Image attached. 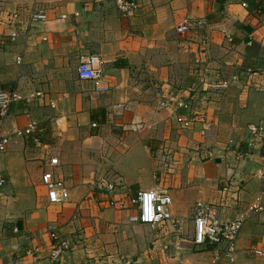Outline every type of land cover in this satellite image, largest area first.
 Wrapping results in <instances>:
<instances>
[{"label":"crops","instance_id":"0c3cea01","mask_svg":"<svg viewBox=\"0 0 264 264\" xmlns=\"http://www.w3.org/2000/svg\"><path fill=\"white\" fill-rule=\"evenodd\" d=\"M109 1H72L71 11L47 15L50 21L38 25L28 40L0 50V91H16L26 98L34 91L46 92L41 103L13 105L6 122V129L14 131L33 121L39 136L12 138L0 154L4 181L0 264H54L49 227L72 238H65L70 249L58 264H84L87 258L96 264H120L125 258L145 262L149 239L144 238L143 225L130 222L135 211H118L94 195L89 185L94 174L117 173L126 197L139 190L166 191L177 224L170 229L181 227L183 232L173 239H190L184 249L193 248L192 211L197 202L212 205L216 217L227 222L259 195L255 174L264 170V134L253 135L248 127L264 124V0H220L221 9L216 0H135L138 9L130 18L117 11L114 0ZM110 5L118 14L115 18ZM30 11L9 6V13L26 18ZM63 14L65 22L59 20ZM197 21H203L202 26H196ZM185 23L192 30L177 32ZM42 35L47 41H41ZM64 46L97 47L90 55L103 61L110 84L107 93H96L92 83L78 81L76 70V81L70 87L64 83L60 58ZM193 53L203 63L198 71L191 69H196ZM14 55L23 56L21 66L15 64ZM145 68L153 70L151 80H133V71ZM228 69L232 74L225 79ZM176 70L177 76L179 72L186 76L179 83L170 75ZM209 81L230 88H220L217 96L201 89L193 92L194 85ZM50 98L56 102L54 110L47 106ZM178 100L190 103L198 114L196 121L173 110ZM161 103L169 106L162 108ZM92 110L104 116V124L90 121ZM52 118L62 119L61 127ZM203 122L211 128L200 137ZM72 131L80 133L81 142L72 138L57 158L58 176L68 187L69 200L50 205L40 182L49 159L46 139ZM75 143L83 148L79 153L83 157H73L69 147ZM158 243L152 242L151 249L155 251ZM256 245H264V218L258 215L250 216L242 229L235 264L248 262L245 253ZM199 252L210 256L206 260L211 264L214 248Z\"/></svg>","mask_w":264,"mask_h":264},{"label":"built area","instance_id":"2783aa9c","mask_svg":"<svg viewBox=\"0 0 264 264\" xmlns=\"http://www.w3.org/2000/svg\"><path fill=\"white\" fill-rule=\"evenodd\" d=\"M114 2L117 11L125 18L133 17L138 9L135 0H114ZM74 16L78 17V14H74ZM6 17L0 22V44L10 43L13 45L20 39L28 40L34 35L38 25L42 26L50 21L46 12L42 9H32L26 18L27 20H22L23 18L17 12L10 13ZM59 20L65 22L67 15L59 16ZM195 24L198 27L202 26L203 21H197ZM191 30V25L185 23L178 26L177 32L184 33ZM225 40L230 44L233 43L231 36H226ZM41 41H47L46 35H42ZM14 62L17 66H21L23 63L22 55H17ZM193 64L197 69L203 63L198 57H195ZM246 72L251 76H256V73L251 69H247ZM76 79L80 82L92 83L96 93H107L110 90V84L103 71V61L98 55H88L80 58L76 68ZM227 86V83L219 84V88L225 89ZM33 100H39L40 103L45 101L46 92L34 91L26 98L16 91H0V154L6 152L12 138L35 140L38 127L33 121L14 131H9L5 127L13 105ZM172 105L173 110L186 112L189 115L190 122L198 119L197 112L193 110L189 102L178 100ZM47 106L52 110L56 109L55 100L48 99ZM160 106L167 108L169 105L168 103H161ZM52 122L58 127L63 124V120L57 118H52ZM92 127L95 128L96 124H92ZM210 128V123L203 122L200 136L205 137ZM248 129L253 135L264 134V124L252 125ZM44 168L40 182L45 192L46 201L50 205L61 206L69 200V190L65 181L58 176L60 162L57 158L51 157L44 164ZM256 176L260 185L259 195L252 198L245 209L239 212L236 218L231 221L221 222L216 217L212 205L208 203L197 202L193 207L192 245L197 251H205L209 247H213L215 250L213 264H235L240 257V252L237 249L238 237L247 219L256 215L264 218V171H258ZM3 185L4 181L1 179L0 198L4 196L2 192ZM90 185L93 194L103 199L109 207H114L118 211H135V216L130 218L131 223L151 227L165 224H171L174 227L177 225L172 218V198L164 190H139L134 195L126 197L121 192L122 185L119 180L102 177L92 180ZM48 235L52 242L50 257L52 260L57 261L67 253L70 244L64 235L54 227L48 228ZM245 255L252 260L262 261L261 264H264V245L250 247ZM120 264L139 263L136 260L125 258Z\"/></svg>","mask_w":264,"mask_h":264},{"label":"rangeland","instance_id":"374dc122","mask_svg":"<svg viewBox=\"0 0 264 264\" xmlns=\"http://www.w3.org/2000/svg\"><path fill=\"white\" fill-rule=\"evenodd\" d=\"M72 1H76V0H0V18H1L0 22L6 17V16H4L5 14H7V16L10 14L9 13L10 4L14 5V8L17 6L18 7L20 6L21 8L27 7V9H29V10H30V8L32 10V8L34 6H36V7H39L41 9L45 10L47 12V15H49V16H57L63 11H68V12L71 11L72 10L71 9ZM109 2L112 3L113 0H110ZM113 6L110 5V8H111L110 15H112V17L115 18L118 16V14L116 13ZM5 9H7V10H5ZM112 9L114 12L112 11ZM21 17L23 18L22 20H25V18H26L25 15H24V17H23V15ZM6 19H7V17L5 18V20ZM177 29H178V27H177ZM184 33H187V32H184ZM201 39L202 38H200L198 36L197 41H199ZM21 42L22 41L20 39L19 41H17L13 45H16L18 43L16 45V46H18L21 44ZM10 45H11L10 43L0 44V50L7 47V46H10ZM197 45H199V44H197ZM64 47L65 48H63V50L60 52V58L62 59V63H63L62 77H63L64 83L65 84L68 83L69 84L68 87H70L72 82L76 81L75 70L77 68V65H78L80 58L83 55H90L92 53H96L95 50L92 51L91 49H97V47L91 46V48H88V46H85V47L80 48V49H77V48L71 47V46H64ZM196 49H198V47ZM97 54H99V53H97ZM196 55H197V53H196ZM196 55L193 53V57H191V59L193 60ZM57 57L59 58L58 55H57ZM10 59L12 62V57ZM15 59H16V55H14V57H13L14 61H15ZM191 69L198 71V69H193V68H191ZM179 70H181V69H179ZM150 71H153V70H151L150 68L136 69V71L134 70L133 76L136 77V79H133V80L138 81V79H139L140 81L145 80L146 82H147V80H151L150 79V76H151ZM226 71H227V73H226ZM176 72H177V70L174 71V73L170 74V75H171V77L174 78V81L178 80V83H179L180 81H182V78H185L186 76L185 77L182 76L183 74H181V72H179V74L177 76ZM225 73H226V75H224V77L226 79L228 77L227 76L228 74H232V71H230L228 69V70H225ZM167 75H169V74H167ZM189 77H192V76H189ZM212 79H214V78L212 77L210 80H212ZM197 86L198 85H194V87L196 89L193 92H196L197 90L201 89L202 91L208 92V93L212 94L213 96H217L221 93V89L219 88V83L214 82V81H209V83H206L205 85H204V83H202L198 87ZM144 87H145V85H144ZM177 91H180V89H178ZM89 127H90V125H89ZM64 135H65L64 137H58L57 135H54V136L51 135L48 138V140L46 139V142L48 144L47 149H46L47 153H48V158L55 157V158L60 159V155L63 154V148L69 146L68 142L72 141L71 140L72 138L74 140L76 139V142H81L80 133H78L76 131H72L71 133L65 132ZM69 148L71 151H73V157H75V158L83 157L82 156L83 154H81V155L79 154L80 151H83V148L78 147V145H76V143L71 145V147H69ZM260 171H264V170H260ZM116 174L115 175H111V174H98L97 175V174H94L93 178H91L90 180L98 179L101 176H107L108 178H111L113 180H120L119 179L120 177L117 176ZM87 183H89V181H87ZM83 185H85V184H83ZM170 226H172V225L171 224H165V225L157 226V227L143 226L144 238L149 239L147 245H145L143 252H146V251H150V252H149L148 257H147L148 259L145 260V262H142V264H208L209 260H206V259H210L209 258L210 256L202 254L201 252L195 250L194 247L191 248L189 246L188 249H184L183 247L187 244L186 241L190 240V239H173V238H177V236L178 237L182 236L183 232H182L181 227H179L177 229L176 228L170 229ZM241 232H242V230H241ZM241 232H240V234H241ZM67 237L68 236L66 235L65 238H67ZM166 237L169 239H164ZM69 238H67V239H69ZM70 239H72V238H70ZM238 239H239V237H238ZM157 240L159 241V243L157 245H155V247H156L155 251L157 253H160V255H161L160 257H159V255L156 257L157 254L154 253L155 252L154 249H151L152 248V246H151L152 242H156ZM176 246L179 249H177ZM51 248H52V245H51ZM162 252H166L165 255L163 254V257H162ZM177 252H178V255H176ZM171 253L174 254L173 257H169L170 255H172ZM19 254H17V255H19ZM168 254H169V256H168ZM50 255H51V251H50ZM63 256H61V258ZM144 258H145V255H144ZM50 259H51V257H50ZM59 260H60V258L57 261H54L51 259V261L54 264L55 263L58 264L57 262ZM245 260H247L248 262L243 261L242 263H238V264H250L249 261H253L254 259L252 260L251 258L246 257ZM84 264H96V262H94L92 260L89 261V259L87 258V261H85ZM211 264H213V261H211ZM222 264H227V263H222Z\"/></svg>","mask_w":264,"mask_h":264},{"label":"trees","instance_id":"16d2710c","mask_svg":"<svg viewBox=\"0 0 264 264\" xmlns=\"http://www.w3.org/2000/svg\"><path fill=\"white\" fill-rule=\"evenodd\" d=\"M216 1H218V3L220 4V9H221V4H222V2L220 1V0H216ZM23 57V56H22ZM228 88H230V85L228 86ZM229 89H227V90H225V91H228ZM99 111L98 110H92L91 112H90V121H92V122H94V121H96L98 124H104L105 123V118H104V116L103 115H98L97 113H98ZM39 133H36V139H37V135H38ZM39 136V135H38ZM39 138V137H38Z\"/></svg>","mask_w":264,"mask_h":264}]
</instances>
